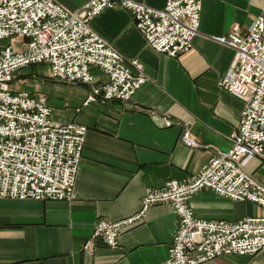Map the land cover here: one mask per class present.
Wrapping results in <instances>:
<instances>
[{"label": "crops", "instance_id": "1", "mask_svg": "<svg viewBox=\"0 0 264 264\" xmlns=\"http://www.w3.org/2000/svg\"><path fill=\"white\" fill-rule=\"evenodd\" d=\"M53 1L74 12L87 0ZM136 1L153 9L164 5V0ZM260 5L259 0H200L198 33L191 48L174 58L150 49L125 10L104 9L92 18L90 29L125 64L137 60L146 82L128 103L98 101L85 107L80 104L88 86L62 83L61 89L44 91L51 114L59 110L53 121L86 128L72 198L0 199V264H161L176 227L168 205L151 206L140 223L121 230L115 249L97 241L89 251L82 246L97 220L116 222L131 216L145 190L192 176L215 152L230 148L229 135L237 127L242 104L220 90L217 82L230 66L233 51L211 38L225 35L234 26L244 32ZM39 70L48 76L46 68ZM89 71L94 85L105 81L97 69ZM35 79L21 76L13 82ZM164 118L173 124L164 127ZM184 128L196 147L179 142ZM244 170L264 185L263 162L252 159ZM187 203L193 216L204 220L238 221L261 213L252 203L206 190ZM202 264H264V249L252 257L220 256Z\"/></svg>", "mask_w": 264, "mask_h": 264}, {"label": "built area", "instance_id": "2", "mask_svg": "<svg viewBox=\"0 0 264 264\" xmlns=\"http://www.w3.org/2000/svg\"><path fill=\"white\" fill-rule=\"evenodd\" d=\"M259 1V12L244 32L234 26L211 38L233 51L230 66L217 82L242 104L237 127L229 135L230 148L215 152L192 176L145 190L131 216L116 222L97 220L83 250L89 251L96 241L115 249L120 231L140 223L155 205H168L176 217L161 264L252 257L264 249V185L244 170L252 159L264 163V0ZM114 8L130 15L150 49L171 58L187 52L198 33L200 0H164L162 9L136 0H87L74 12L53 0H0V41L7 42L0 48V199L70 201L86 133L83 125L53 121L44 96L13 91L10 84L20 70L43 65L54 81L88 86L80 107L98 101L128 103L146 82L137 60L125 64L89 27L102 10ZM90 68L105 77L101 85H94ZM172 124L163 119L164 127ZM179 142L196 147L187 128ZM203 190L252 203L261 213L238 221L198 219L187 202Z\"/></svg>", "mask_w": 264, "mask_h": 264}, {"label": "rangeland", "instance_id": "3", "mask_svg": "<svg viewBox=\"0 0 264 264\" xmlns=\"http://www.w3.org/2000/svg\"><path fill=\"white\" fill-rule=\"evenodd\" d=\"M6 43H7L6 41H0V48L4 47L6 45ZM43 67L46 68V66H43V65H41V66L40 65L28 66V67H25L22 70H20L15 75V81L18 78H20L21 76H23V77L28 76L29 77L30 75H34L36 77L34 82H23V83L13 82L12 84L14 86L18 87L16 89V91H27V92H31V93H40V94L45 95L46 100H47V104H48V97H47L48 95L44 91L45 90L61 89L62 88L61 85H64V84H62L61 82H55L54 80L50 79L48 76H46V74L44 73V70H42V72H40L39 69H41ZM29 71H36L37 74L36 73L35 74L30 73ZM27 81H30V80H27ZM28 83L30 84V87L26 86ZM12 84H10V86ZM56 100L57 99H54L55 102H56ZM58 112H59V110L52 111L51 119L56 118V116L58 115Z\"/></svg>", "mask_w": 264, "mask_h": 264}]
</instances>
